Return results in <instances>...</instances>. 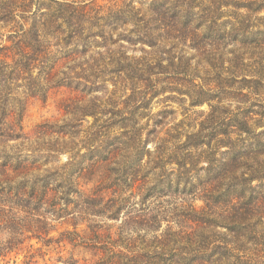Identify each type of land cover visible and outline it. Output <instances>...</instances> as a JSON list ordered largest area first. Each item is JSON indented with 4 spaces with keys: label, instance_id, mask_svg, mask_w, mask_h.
Here are the masks:
<instances>
[{
    "label": "clouds",
    "instance_id": "obj_1",
    "mask_svg": "<svg viewBox=\"0 0 264 264\" xmlns=\"http://www.w3.org/2000/svg\"><path fill=\"white\" fill-rule=\"evenodd\" d=\"M35 3L44 7L42 16L37 13L39 32L32 36L19 26L23 23L20 5L0 0V16L12 11L19 22L13 29V41H21L19 58L35 60L24 73L25 86L8 95L28 103L29 88L43 95L69 81L72 88L90 92L68 96L67 111L59 119L54 117V127L78 124L92 114L96 120L88 122L89 132L104 124L105 134L113 140L101 154L109 155L103 168L108 182L115 181L118 186L112 203L122 212L117 211L120 219L114 225L118 239L100 240L105 264L114 252L119 264H131L135 253L145 256V264L149 260L193 264L218 245L226 255L214 257L213 264H264V152L250 150L253 136L234 122L248 119L243 113L253 102L264 113V0H103L102 4L99 0H32L23 13L26 18L31 17ZM68 5L88 12L78 22L70 21L67 11L63 15L58 11ZM69 32H74V37L66 43L63 37ZM24 45L39 55L26 53ZM89 46V55L56 67L65 55ZM129 49L133 55H124ZM117 65L132 79L122 75ZM229 72L231 76L224 75ZM237 74L251 75L252 80H234ZM258 82L259 89H254L252 85ZM245 85L247 95L242 92ZM96 86L101 91H92ZM165 89L173 91L150 99L149 93ZM198 96L207 101L203 108L190 103ZM227 96L235 98L224 99ZM161 109L175 111L166 116ZM102 111L108 115H101ZM248 125L264 142V114L248 119ZM222 129L226 134H220ZM9 131L15 134L19 129L13 125ZM79 147L75 138L65 141L37 130L22 141L5 144L3 151L31 158L54 150L59 159L53 167L67 168L77 158ZM10 164H16L15 156ZM47 171L25 169L14 178L7 173L0 178L8 203L4 214L20 221L17 229L0 225V253L20 250L21 242L28 238L24 229L32 228L34 221L32 215L21 217L17 212L14 202L30 197L27 191L18 197L16 185L24 181L31 188ZM54 183L66 190L69 183L80 181L66 177L62 169ZM133 185H137L135 191ZM7 186L12 187V193L7 192ZM189 191L191 195H176ZM91 195L83 188L72 198L82 203ZM111 211V205L104 209L106 214ZM186 216L206 223L187 224ZM163 220L168 221L167 227L158 230ZM96 221L110 227L106 216L89 218L90 223ZM66 236L75 245L73 252L81 255L82 247L96 243L86 233ZM63 264H68L67 256Z\"/></svg>",
    "mask_w": 264,
    "mask_h": 264
},
{
    "label": "trees",
    "instance_id": "obj_2",
    "mask_svg": "<svg viewBox=\"0 0 264 264\" xmlns=\"http://www.w3.org/2000/svg\"><path fill=\"white\" fill-rule=\"evenodd\" d=\"M14 3L20 5V20L23 21L20 24V28H27V31L32 36H36L39 32V23L37 18V13H42V8L44 5L42 3H35L33 5L34 11L31 13V17L26 18L23 13L27 11V5L32 3V0H13ZM59 14L63 15L65 11L68 12L69 20L79 21L87 14L88 9L84 8L82 10L73 8L71 5L67 7H61ZM15 16L12 11H9L4 16H0V24L8 29L7 34H3L6 37L5 43L0 46V156L3 157L0 160V178L8 174L10 178L23 174L25 169H32L40 171L42 169H49L45 176L39 181H34L31 188H29L27 182H20L16 185L15 193L19 197L21 192L27 191L30 197L29 200L25 201L22 198H18L14 205L21 217L25 214L32 215L34 217L32 228H25L24 234L28 237L21 242L20 250L10 249L6 253H0V262L12 264H54L51 263L50 259H46L47 253L44 251V247H50L56 245L59 248L58 262H64L65 257L62 254L63 251L67 250V247H71L68 250L69 256L67 257L68 264H105L103 261V248L104 246L100 243V240L105 237H110L112 240H117L116 228L114 225L120 219L117 215V211L122 209H117V206L112 202L115 199L114 193L118 191V186L113 182H108L107 173L103 168V165L108 161L109 155L101 154L102 148L107 149L109 145L113 143L112 139H109L105 134L107 126L102 124L100 128L93 132H89L90 125L84 124L88 116L92 117L93 122L96 120V116L89 114L85 120L72 124L61 125L60 128L54 127L55 120H45L39 122L31 131H27L24 127V119L28 110L29 105L34 99H39L41 101H46L54 92L66 88L70 91V95L76 93V95L90 94L78 86L72 88L70 86L71 81L68 84H60L58 89H50L46 94L39 95L35 91L29 88V102L19 103V99L15 96L8 95L13 90L21 89L25 86V81L23 79L24 73L27 68L35 62L32 57L29 58H19L20 52L17 50L20 46L21 41H13V29L16 24ZM60 26H56V31L59 33ZM74 37V32H69L68 36L63 37L65 42H70ZM126 44H131L132 41L125 40ZM102 45H97V47ZM151 47V45H148ZM25 52L32 51L34 56H38L39 53L28 49L27 45H24ZM132 51V49H130ZM91 53V46L86 48L77 49L71 55H65L62 60L56 62V67L59 64L71 60L75 57L81 55H89ZM124 55L132 56L133 54L125 53ZM178 60V58H177ZM11 66V67H10ZM119 67L120 73L122 75H128L129 80L132 76L129 73H125L123 67ZM224 67H228L227 61L224 63ZM238 67V66H237ZM55 71V68L53 69ZM115 71V69L113 70ZM224 75L231 76L232 73H225ZM234 80H244L251 81V75L243 76L237 74L233 76ZM254 89H259V82L254 83ZM247 85L242 89L244 95H247ZM92 91H101V89L96 86ZM129 91H131L129 89ZM172 92L173 90L168 89ZM156 94V93H155ZM149 93L150 99L155 95ZM180 95H187L186 92L179 93ZM69 95V96H70ZM212 99H216L213 95ZM234 96H227L224 99H234ZM193 107L202 106L207 103V101H202L200 97H197V101H190ZM60 108L65 114L67 111L66 99L62 100L60 103ZM111 111V110H109ZM174 109H162L166 116L174 114ZM264 113L261 112L260 106L253 102L247 109L244 110L243 115L248 119L257 117ZM101 115H108L107 112H101ZM59 119V118H58ZM248 119L245 120H234L236 125L249 135L253 136V139L249 142V149L253 151L264 152V142H262L257 135H253L249 125ZM155 123V122H154ZM162 123V122H161ZM203 122H199L198 127L202 126ZM15 125L19 131L15 134L9 131V129ZM115 122H113V126ZM160 124H157L159 127ZM232 126V122L228 124V127ZM191 127V124H189ZM75 129V131H73ZM43 131L45 134L60 137L62 140L71 141L75 138L76 142L80 145L77 150V158L71 163L70 167L65 168L61 165L59 168L53 167L58 163V157L55 151L42 152L37 155L31 156L24 155L21 158L19 153L12 154L3 151V146L5 144L12 145L17 141H22L29 135H35L36 131ZM154 131V130H153ZM220 134H226V129H222ZM104 137L102 140L101 137ZM195 139V138H194ZM214 139V137H213ZM92 144H98L100 147H91ZM191 146H197L192 143ZM63 155V153H61ZM15 156L16 164L11 166L10 162ZM144 157H147V153H144ZM64 170L66 177H78L80 183L74 184L69 183L67 189H64L62 184H56L54 181L57 176ZM139 182H137L138 184ZM133 191L136 190L137 185H133ZM83 188H88L92 195L81 203L79 200H74L72 198L73 194L78 195ZM39 189V198L37 199V192ZM13 189L11 186H7V192L12 193ZM0 194H5V188L0 187ZM177 196L181 195H191L189 192H177ZM149 199L151 196L148 197ZM35 200V203H32ZM61 201L63 204L61 205ZM103 205V207H101ZM111 205L112 211L110 213H105L104 209L109 208ZM8 207L6 194L0 196V225L7 226L9 228L17 229L20 225V221L14 220L12 218L6 217L4 214V208ZM43 210V211H41ZM92 216L104 217L110 222V227L105 228L103 224L96 221L94 224L89 222V218ZM43 220V223H37ZM185 220L187 224L193 226H201L206 223V221L193 219L190 216H186ZM168 221L163 220L159 223V229L162 230L167 227ZM62 227L61 230L60 227ZM211 227L212 225H207ZM33 229L36 231L34 232ZM187 232H191V228H186ZM57 233V234H56ZM75 233L77 236L81 234H87L89 240H95L96 243L91 247H82L83 254L79 252L76 254L73 252L75 245L72 243L71 239H68L66 234ZM41 236L45 239L41 240ZM113 249L116 245H112ZM128 252H132V249H128ZM24 253V259L18 261V255ZM31 253V255H29ZM71 253V254H70ZM117 253H113V257L108 259L107 264H119L117 259ZM226 250L216 246L210 253L201 254L198 258L193 261V264H213V258H218L219 256H225ZM131 264H145V256L140 253H135L131 256ZM148 264H175L174 261H159V260H149Z\"/></svg>",
    "mask_w": 264,
    "mask_h": 264
},
{
    "label": "rangeland",
    "instance_id": "obj_3",
    "mask_svg": "<svg viewBox=\"0 0 264 264\" xmlns=\"http://www.w3.org/2000/svg\"><path fill=\"white\" fill-rule=\"evenodd\" d=\"M99 2L102 4L103 0H99ZM8 29L4 27L2 24H0V46L5 43L6 37L3 34H7ZM149 47V46H148ZM129 54H133L132 51L129 49ZM171 92L168 91V89H165L163 93H156L151 100L155 99L156 95H166L170 94ZM70 95V91L66 88H63L61 90H57L54 92L46 101H41L39 99H34L31 104L28 107L25 119H24V127L27 131H31L35 125L39 122L45 121V120H55L61 118L64 113L62 109L60 108V103L62 100L66 99ZM72 95H76V93H73ZM207 104V103H205ZM203 104L202 106H198L196 108H203L205 106ZM162 110V109H161ZM183 116V113H181V117ZM88 121L92 120L91 116L87 117ZM84 124L89 123L86 121ZM63 226L60 227L59 230L62 229ZM57 234V233H56ZM71 247H67V250L63 251L62 254L64 257H68L69 253L68 250H70ZM44 251L47 253L46 259H50L51 263L54 264H63V262H58L57 259L59 257V248H56V245H52L50 247H44ZM78 254L79 252H75ZM24 259V253H20L18 255V261ZM5 261L0 262V264H12V261L10 263H4Z\"/></svg>",
    "mask_w": 264,
    "mask_h": 264
}]
</instances>
